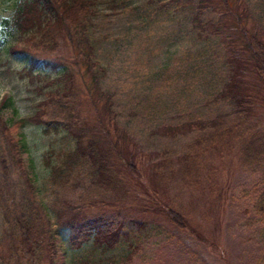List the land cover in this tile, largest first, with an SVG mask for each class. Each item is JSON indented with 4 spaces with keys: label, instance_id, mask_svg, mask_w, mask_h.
Wrapping results in <instances>:
<instances>
[{
    "label": "rangeland",
    "instance_id": "1",
    "mask_svg": "<svg viewBox=\"0 0 264 264\" xmlns=\"http://www.w3.org/2000/svg\"><path fill=\"white\" fill-rule=\"evenodd\" d=\"M17 1L0 0V22L12 18ZM52 1L59 6L55 17H64L63 4L60 0ZM89 1L94 6L90 32L94 41L98 42V62L107 73L101 82L102 94L99 96L82 60L75 58V41L70 39L68 28L63 24L60 25V31L56 28L58 30L53 39L38 30L20 36L19 32L10 28L2 37L3 28H0V156L8 167L5 172L0 166V174L2 172L7 179V185L11 182L16 194L20 193L28 203L33 204L42 224L46 220L54 221L56 209L73 204L92 203L90 206L94 212L108 210L110 206L123 213L133 215V212H137L136 215H139L143 211L139 209L140 206L133 210L131 201L135 192L139 193L144 206H148L147 201H154L159 206L182 207L201 221L204 217L210 222H217L218 215L221 217L220 234L223 240L219 245L203 247L187 235L178 238L168 234L166 237L164 228L150 224L144 234L147 237H140L141 247L129 261H124L129 255L126 245L104 255L94 254V261L100 260L104 264H264L261 260L264 247L258 226L254 224L252 216L246 213L251 207L249 190L259 180L262 168L244 165L234 150L226 149L219 158L213 156L208 159L210 170H207L208 176L202 177L199 187L182 186L180 176L176 175L165 178V185L160 183L162 191L153 199L146 190L132 187L130 183L133 178L130 176H127L125 185L128 193L123 196L115 187L92 185L86 177L77 182L72 180L70 183L73 184L51 185L46 156L51 152L50 162L55 165V154L72 150L74 144L66 132L44 133L41 127L29 122L48 93L63 95L54 91V88L61 89V84L51 82L56 78L55 73L41 70L42 79H31L23 74V68L28 66L31 55L39 60L64 63L70 80L67 95L78 102L83 122L90 124L96 121L99 114L102 124L105 123V94L113 97V110L118 122L127 130L125 141L131 153L130 162L138 166L137 175L144 188L151 186L150 181L155 180L151 164L160 160L164 153L171 156V160L174 159L175 155L185 151L186 145L197 134L190 132L168 136L164 135V129L180 126L186 121H222L225 117L223 114L227 113L226 107L212 102V97L222 88L229 75L225 63L227 37L241 43L239 26L234 24L231 15L223 17L217 31L212 26L208 27L204 39L198 40L194 36L170 47L163 40L170 37V30L166 27L156 24L148 29H135L136 21L128 22L125 16L113 13L108 7L109 0H82L81 4L86 5ZM143 1L132 0V3L137 5ZM228 3L232 12L237 11L240 4L246 5L248 14L242 19L243 28L249 33L260 34L264 40V0H229ZM126 34V41H117V38ZM262 92L252 120L264 134V90ZM92 101H95V106ZM2 121L10 129L19 124L20 127L10 132L16 139L26 143V149L20 148L19 154L5 137ZM72 131L80 132L83 139L100 134L94 124L73 127ZM124 148L127 150V146ZM210 177L212 182L209 184ZM155 184L158 185L157 180ZM217 184L224 186L226 194L220 207H217L218 196L211 194V189ZM148 215L153 218L159 216L149 210ZM158 221L165 227L162 218ZM3 233L0 213V260L3 264H12L8 261L12 260L9 259L12 257L9 239L4 238ZM63 241L64 236L59 232L56 237V243L61 244L62 248L58 252L59 264H80V260L90 257L88 247L72 253L64 249ZM43 254V264H49L48 250L44 249Z\"/></svg>",
    "mask_w": 264,
    "mask_h": 264
},
{
    "label": "trees",
    "instance_id": "2",
    "mask_svg": "<svg viewBox=\"0 0 264 264\" xmlns=\"http://www.w3.org/2000/svg\"><path fill=\"white\" fill-rule=\"evenodd\" d=\"M228 1L144 0L137 5L133 4L132 0H109L108 2V7L113 13L125 16L128 22L135 20V29L138 27L148 29L147 27L156 24L169 29L170 37L163 40L170 47L194 36L198 40L204 39L207 28L212 26V29L217 31L225 15L233 17V22L239 26L242 37L241 43H237L232 37H227L229 40L225 42L227 50L225 63L228 65L229 75L222 88L212 97V102L226 107L227 113L223 114L225 117L222 121L215 120L209 123L197 121L187 123L186 121L180 126L164 129V135L168 136L190 132L197 134L186 145L185 151L175 155L174 159L171 160L172 157L164 153L160 160L151 164L150 169L155 180L150 181L151 186L148 188H144V184L137 175L136 163L130 162L131 153L125 141L127 130L118 122L116 112L113 110V97L105 94V123L102 124L99 114L96 121L90 124L83 122L78 102L67 95L70 80L64 63L39 60L31 55L28 66L23 68V74L31 79H42L41 70L55 73L56 78L51 82L61 84V89L54 88V91L56 94L63 95L48 93L46 99L37 106V114L30 118L29 122L41 127L44 133L60 130L66 132L67 136L73 139L74 144L72 150L55 154L57 159L55 165L50 162L51 152L45 158L53 187L73 184L70 183L72 180L77 182L86 177L92 185L102 188L115 187L123 196L128 193L125 185L127 176H130L133 178L130 183L132 187L146 190L153 199L159 195L160 190L162 191L160 183L165 185V178H173L176 175L180 176L182 186L186 184L189 187H199L202 177L208 176L207 170H210L208 159L213 156L219 158L226 149L234 150L244 165L262 168L259 180L253 185L252 190H249L251 207L246 213L252 216L254 224L258 226V234L264 247V165L262 164L264 163V134L252 120L256 112L255 108L260 103L259 97L264 90V40L261 39L260 34L249 33L246 28H243L242 19L248 14L246 5L240 4L238 10L232 12ZM60 2L65 8V15L57 19L55 13L59 6L54 5L52 0H18L12 18L0 22V28H3L1 35L3 37V33L9 28L19 32L20 36L38 30L42 35L53 39L55 31L63 24L68 28L70 39L75 41L73 47L76 53L75 58L79 57L82 60L85 71L99 96L102 94L101 82L107 73L98 62V42L94 41L90 32L94 6L90 1L82 5V0H60ZM127 37L126 34L117 38V41H126ZM34 73L37 74L33 75ZM42 103L45 104L42 105ZM92 103L95 106V101ZM21 124L23 125L24 122ZM92 124L98 127L99 135L83 139L80 132L72 131L73 127L82 128ZM17 127H20L19 124L14 126V128ZM14 128L10 129L9 125L2 121L5 137L19 154L20 148L26 149V143L22 139H16L10 133ZM235 146L238 148L234 149ZM131 160L133 161L132 158ZM0 166L7 172L8 167L3 157L0 159ZM156 180L158 185L155 184ZM210 182L212 177L208 180L209 184ZM12 185L11 182L7 185V179L1 172L0 213L4 225L3 235L4 238L9 239L12 256L9 258L12 260L8 261L12 264H43L44 249L50 254L49 264H59L58 252L61 244L56 243L59 232L64 236V249L74 253L88 247L90 257L80 260V264H104L100 260L94 261L93 255L97 253L104 255L121 245L127 246L129 255L124 261H129L141 247L142 238L140 237H147L144 234L150 224L164 228L166 237L168 234L170 237L178 238L187 235L203 247L219 245L223 240L220 234L222 222L220 215L217 222H210L204 217L201 221L182 207L159 206L154 201H147L148 206H144L141 204L138 192L133 193L131 201L133 210L140 206L139 209L143 211L139 215H136L137 212H133V215L123 213L119 209L114 210L115 207L111 209L110 206L108 210L94 212L90 206L92 203L73 204L56 209L53 213L54 221L46 220L45 224H42L40 214L33 204L28 203L20 193L17 195ZM163 193L165 195V191ZM211 194L218 196L217 207H220L226 196L224 186L214 185ZM119 206L120 204L117 208ZM148 210L155 211L159 216L156 218L149 216ZM159 218H162L165 227L159 223ZM261 260L264 262V252ZM0 264H3L2 259Z\"/></svg>",
    "mask_w": 264,
    "mask_h": 264
}]
</instances>
